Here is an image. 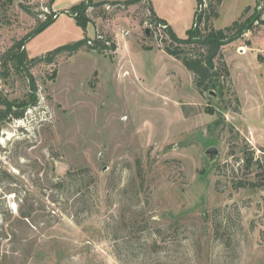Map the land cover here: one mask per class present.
I'll return each instance as SVG.
<instances>
[{"label":"rangeland","instance_id":"374dc122","mask_svg":"<svg viewBox=\"0 0 264 264\" xmlns=\"http://www.w3.org/2000/svg\"><path fill=\"white\" fill-rule=\"evenodd\" d=\"M105 1L128 0H0L3 54L49 18L29 59L86 37L108 45L35 65L37 106L1 125L0 264H264V177L242 161L248 145L264 165V26L223 48L231 82L217 103L164 51L149 2ZM257 1L224 0L212 26L251 7L247 20ZM84 2L86 31L70 14ZM152 6L187 38L198 0ZM4 72L0 102L28 99L26 73Z\"/></svg>","mask_w":264,"mask_h":264},{"label":"trees","instance_id":"16d2710c","mask_svg":"<svg viewBox=\"0 0 264 264\" xmlns=\"http://www.w3.org/2000/svg\"><path fill=\"white\" fill-rule=\"evenodd\" d=\"M93 0H86L92 5ZM198 0L199 10L196 12L195 20L192 28L188 32V36L185 39H181L177 36L173 28L167 21L161 19L155 13L152 0H128V1H115V2H101L99 5H119L133 6L145 2H149V8L151 11V24L155 27L165 26L164 33L168 37V40H162L165 48L164 51L174 59L182 63V65L193 76V83L200 94H204L213 90L217 92L221 97H224L226 86L225 84L231 82V73L228 65L224 61L222 50L223 48L241 39L244 35L254 31L259 26H264L262 18V4L264 0H259L257 8H255L253 15L247 20L243 21V18L249 13L252 8L245 9L241 17L234 22L231 26L224 29H215L212 26V21L217 20L220 17L218 7L222 5L224 0ZM85 2L79 4L71 10V15L76 20L79 27L84 31L87 30L91 24V18L87 15ZM260 8V9H259ZM56 19V18H55ZM53 18H49L45 24L35 30L33 33L24 38L23 41L17 42L13 48L3 54L0 51V64L9 65L13 64V67L22 73H26V77L29 81L30 94L28 99L21 103L16 101H9L5 99L0 102L2 108L0 109V135L2 131V124L9 123L13 120H22L25 118V113L28 109L37 106L36 93L38 87L35 84V79L30 73L31 69L40 63L52 64L56 58L61 54H67L73 56L75 53L82 50L84 47L90 51H105L108 49L106 41L98 38L94 39L84 38L78 42L64 45L56 48L53 51L48 52L45 56L29 59L24 45L29 42L34 36L43 32L50 24L54 22ZM115 49V45L112 46ZM262 60V57H261ZM57 71L54 72L52 78H55ZM2 78H8L7 73H0ZM237 100V99H236ZM239 107V101L237 100ZM238 107L236 112H238ZM226 110V108H225ZM208 113L214 114L213 110H208ZM221 119L215 122V125H220ZM243 159L245 162V168L256 172L259 177H264V165L260 157H256V150L246 145L242 148ZM264 152V148L260 149ZM236 189L244 187L256 188V185L251 183H238L234 185Z\"/></svg>","mask_w":264,"mask_h":264},{"label":"water","instance_id":"95a60500","mask_svg":"<svg viewBox=\"0 0 264 264\" xmlns=\"http://www.w3.org/2000/svg\"><path fill=\"white\" fill-rule=\"evenodd\" d=\"M147 33H148V31H147ZM208 97H209V99H210L211 101H213V102L223 103V98H222L217 92H215V91H213V90H210V91L208 92ZM207 153H208L209 155L215 156V155H217L218 150L215 149V148H211V149L208 150Z\"/></svg>","mask_w":264,"mask_h":264},{"label":"built area","instance_id":"2783aa9c","mask_svg":"<svg viewBox=\"0 0 264 264\" xmlns=\"http://www.w3.org/2000/svg\"><path fill=\"white\" fill-rule=\"evenodd\" d=\"M158 28H162V29H164V28H165V26H159ZM98 38H100V39H101L102 37H101V36H99ZM241 52H242V53H246V52H247V49H246V48H242V49H241Z\"/></svg>","mask_w":264,"mask_h":264},{"label":"crops","instance_id":"0c3cea01","mask_svg":"<svg viewBox=\"0 0 264 264\" xmlns=\"http://www.w3.org/2000/svg\"><path fill=\"white\" fill-rule=\"evenodd\" d=\"M263 11H264V10H263ZM263 11H261V13H262V18H261V19L264 21V18H263V17H264V15H263ZM157 16H158V15H157ZM158 17H159V16H158ZM159 18H160V17H159ZM168 24H169V23H168ZM169 25H170V24H169ZM170 26H171V25H170Z\"/></svg>","mask_w":264,"mask_h":264}]
</instances>
